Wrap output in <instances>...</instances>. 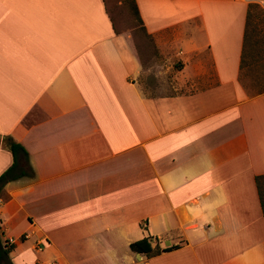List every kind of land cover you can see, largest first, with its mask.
Wrapping results in <instances>:
<instances>
[{
    "label": "crops",
    "instance_id": "obj_1",
    "mask_svg": "<svg viewBox=\"0 0 264 264\" xmlns=\"http://www.w3.org/2000/svg\"><path fill=\"white\" fill-rule=\"evenodd\" d=\"M135 3L151 65L104 0H0V173L4 136L32 169L0 191L11 264H264L248 0Z\"/></svg>",
    "mask_w": 264,
    "mask_h": 264
},
{
    "label": "rangeland",
    "instance_id": "obj_2",
    "mask_svg": "<svg viewBox=\"0 0 264 264\" xmlns=\"http://www.w3.org/2000/svg\"><path fill=\"white\" fill-rule=\"evenodd\" d=\"M107 11L118 31L128 34L134 47L140 53L144 65L153 64L151 53L154 52L152 42L146 38L143 28L136 17L131 0H104ZM253 4L248 24V37L240 79L248 94L264 89V8L259 0H248ZM157 65L159 63L158 58ZM175 68L167 73L170 80L174 77ZM23 162V161H22ZM25 165V164H24Z\"/></svg>",
    "mask_w": 264,
    "mask_h": 264
},
{
    "label": "trees",
    "instance_id": "obj_3",
    "mask_svg": "<svg viewBox=\"0 0 264 264\" xmlns=\"http://www.w3.org/2000/svg\"><path fill=\"white\" fill-rule=\"evenodd\" d=\"M131 1H132V7L134 9L136 17L138 18L139 22L142 23L135 0H131ZM252 6L253 4H248L247 13H246L244 45L242 49L241 63H240L241 68L243 67V62H244L245 46H246V41L248 37V24H249L251 13H252V8H251ZM262 91H264V89ZM262 91L252 93V95L260 93ZM3 139L6 143L8 150L11 153L12 162L7 168H5L0 173V191L8 181L14 180L24 175L32 174V169L27 163V152L24 149V147L21 144L15 142L10 136H4ZM255 181H256V186L258 189L262 212L264 214V174L256 176ZM149 238H150L149 235H147L146 237L142 239L132 242L130 244V248L137 252H154V253L156 252L158 253L160 249H152L150 247ZM12 248H13V243L9 240H2L0 236V264H11L9 253L12 250Z\"/></svg>",
    "mask_w": 264,
    "mask_h": 264
},
{
    "label": "built area",
    "instance_id": "obj_4",
    "mask_svg": "<svg viewBox=\"0 0 264 264\" xmlns=\"http://www.w3.org/2000/svg\"><path fill=\"white\" fill-rule=\"evenodd\" d=\"M259 2L262 5V7L264 8V0H259Z\"/></svg>",
    "mask_w": 264,
    "mask_h": 264
}]
</instances>
